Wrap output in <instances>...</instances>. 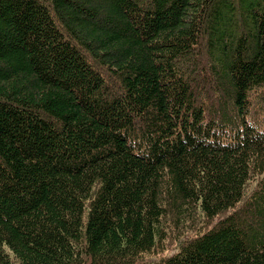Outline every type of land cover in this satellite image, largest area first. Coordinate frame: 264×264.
<instances>
[{
  "label": "trees",
  "instance_id": "trees-1",
  "mask_svg": "<svg viewBox=\"0 0 264 264\" xmlns=\"http://www.w3.org/2000/svg\"><path fill=\"white\" fill-rule=\"evenodd\" d=\"M0 264H264V0H0Z\"/></svg>",
  "mask_w": 264,
  "mask_h": 264
},
{
  "label": "rangeland",
  "instance_id": "rangeland-1",
  "mask_svg": "<svg viewBox=\"0 0 264 264\" xmlns=\"http://www.w3.org/2000/svg\"><path fill=\"white\" fill-rule=\"evenodd\" d=\"M251 188H253L252 181L249 182V184L247 186V190L245 192V198L249 194V191L251 190ZM202 221H203L202 218L199 216V214H197V216L194 218L195 227H193L191 229V235H194V232H196L197 230L202 231V230L207 229L208 227H210L214 223L215 220L210 222L209 224L200 225V223H202ZM170 222H171L170 220L165 222L167 229L163 233V236H164L163 240L156 245L157 247H156V250L154 251L155 254L153 253L151 255H148L147 258H149V259H159L161 257H164L166 255L171 254L173 251H175L177 249V247L181 243L184 242V240H186L190 236V235L182 236L183 233L186 234V233L190 232V230H186V229H189V228L184 229L186 227L185 225H183L181 227L182 228L181 230L184 229L183 231L175 232L174 230H176V228L174 227V224L170 223ZM199 231H197V232H199Z\"/></svg>",
  "mask_w": 264,
  "mask_h": 264
}]
</instances>
